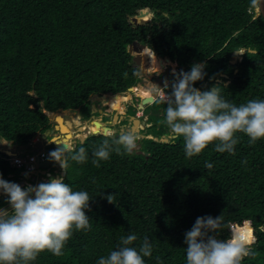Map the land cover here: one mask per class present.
<instances>
[{
    "label": "trees",
    "instance_id": "trees-1",
    "mask_svg": "<svg viewBox=\"0 0 264 264\" xmlns=\"http://www.w3.org/2000/svg\"><path fill=\"white\" fill-rule=\"evenodd\" d=\"M146 9L154 18L135 27L131 19ZM134 41L151 49L142 54L144 67L153 51L165 68L177 63L189 72L193 64H206L197 89L226 85L223 97L237 106L264 100V18L250 0H0V140L29 146L54 128L46 111L79 112L88 120L94 95L125 94L136 87L140 70L128 52ZM250 47L257 54L248 55ZM243 50V60L232 65L234 52ZM174 79L168 81L169 93ZM120 97L128 96L104 101L110 107ZM165 108L156 101L147 109L155 112L150 130L157 138L169 134ZM136 112L130 107L131 115ZM75 121L80 131L94 133ZM96 125L104 133L107 126ZM105 138L93 135L78 144L76 150L84 147L88 158L69 160L64 179L73 190L89 193L91 230L74 231L63 255L45 251L31 264H97L133 233L137 244L145 236L153 244L145 264H157V257L160 264H186L185 233L198 217L221 215L219 239L230 238V229L251 220L256 255L242 264H264V232L259 230L264 226V139L251 144L238 134L234 155L218 153L211 144L188 158L183 138L169 143L146 138L144 154H128L121 146L97 167L92 153ZM206 162L213 168H205ZM22 172L0 151L3 179L17 182ZM108 195H115L112 203ZM6 201L0 199V207Z\"/></svg>",
    "mask_w": 264,
    "mask_h": 264
},
{
    "label": "clouds",
    "instance_id": "clouds-1",
    "mask_svg": "<svg viewBox=\"0 0 264 264\" xmlns=\"http://www.w3.org/2000/svg\"><path fill=\"white\" fill-rule=\"evenodd\" d=\"M262 5L264 0H250V7L257 13H262ZM246 51L248 55L257 54L255 48L250 47ZM206 67V64H193L189 72L173 71L175 79L171 83L170 93L167 91V81L163 88L153 84L156 97L153 104L156 101L166 104L164 122L169 134L162 138L165 141L183 138L184 151L188 158L198 156L211 144H215V151L218 153L234 155L235 146L239 143L238 134L246 135L251 144L264 139V100L253 99L237 106L223 97L222 90L226 85L213 84L210 89H197L195 84L204 80ZM112 96L115 95L108 98ZM145 108L139 109L137 112L140 115L138 113L134 117L140 120L139 116ZM74 113L80 116L81 125L95 119L94 114L85 120L79 112ZM107 114L105 115L108 116ZM103 118L100 119L101 123L110 127L111 123L103 122ZM77 126L80 129L81 126ZM152 126V122H147L146 127L141 125L138 133L130 121L118 134L110 127L111 129L105 132L107 138L92 153L95 158L93 163L98 167L99 162L108 160L113 151L120 153L121 146L126 153L132 154L138 144L146 138L162 142V138L153 134H142ZM87 130L88 138L93 136V133ZM112 137L115 139L110 143L109 138ZM75 141L77 146L81 144L80 138ZM50 143L56 144L57 147L47 152V160L58 164L65 173L69 168V160L84 163L88 158L86 149L82 146L77 151L75 144L55 141ZM243 163L246 164L247 161ZM37 167L31 177L29 174L21 176L25 178L22 186L17 184L18 182L6 181L0 174V193H3L1 196L8 197L7 206L0 207V264H31L45 251L61 256L74 231L91 230L90 217L86 214L91 210L89 205L92 199L89 193L73 190L65 183L63 177H56L59 173L52 177L50 169L40 168L38 164ZM205 168L211 169L213 164L206 162ZM33 176L37 177L35 182L31 181ZM114 197L115 195H108L106 199L112 203ZM223 227L222 215L215 218L198 217L191 230L185 233L186 264H242L245 257L256 255L252 246L257 237L251 220H245L230 229V238L219 239L217 236ZM259 230L264 232V226ZM137 241L138 236L135 233L122 237L116 250L100 257L97 264H145L144 258L152 256L153 244L146 236L138 244ZM156 259L157 264H160V258Z\"/></svg>",
    "mask_w": 264,
    "mask_h": 264
},
{
    "label": "rangeland",
    "instance_id": "rangeland-1",
    "mask_svg": "<svg viewBox=\"0 0 264 264\" xmlns=\"http://www.w3.org/2000/svg\"><path fill=\"white\" fill-rule=\"evenodd\" d=\"M153 18H154V14L152 13L150 15L151 21H152ZM243 55H244V52H242L241 55L239 56V61L243 60V58H242ZM145 58L147 59V64H146L145 67H144V65H142V67L140 68L142 70V74L140 76L141 81L137 84V86L133 89V91L132 92H127L126 94L123 95V96H128V97H126V98H121L120 97L118 100H116L115 102L110 104V105L113 106L112 109L105 103V101H103L102 103L106 104V108H108L107 110H109L110 114L108 113L107 114L108 116L104 117L105 113L108 112L107 110H105L103 112V114H99V115L98 114H96V115L94 114V118H95L94 120H96L97 122H101L100 119L102 117H104L103 118V122H110L111 124H109V126L112 128V130H114L115 132H119V130L124 128V127L123 126H121V127L118 126L117 122L114 123L115 122L114 121V117H115L116 114L118 116L123 115V113H125V111L127 109V105H129L130 107L132 105H135L138 108V106L140 104L136 100V97L137 98L138 97H142L143 99H147V98L152 97L153 84L156 85V86H159V85H161V82L164 81V80H167V78L171 79V77L173 76V71H175L176 73H179L181 70H183L185 72H188V71H186L183 68L181 69L178 66V64L174 63V62H173L174 65L165 68L163 66L158 65L156 60L153 59L151 57V55H147V56H145ZM159 61L161 62V60H159ZM127 101H128V103H127ZM154 101H155V99H154ZM152 104L153 103H147L144 107H146V109H148V107H151ZM148 112L149 113H153V110H150ZM61 114L63 116H61L60 114H59V116H57V115L55 116V117H58L57 123H60L61 127H62V125L65 126V127L70 126V129L72 130V133L66 132V134H65V140H66L67 143H69V139H73V135L77 136L78 139L79 138L81 139V137H82L81 135H83V134H84V136H89L88 130L85 131V132L80 131V129L77 126V123L75 121L76 119L75 120L72 119L73 116H67L64 113H61ZM63 117L66 118V120ZM57 123L56 122H52L54 127H56ZM91 124L94 125L93 123H91ZM137 125H136L135 129L139 133L140 132L139 130H141V129L138 127L139 125L138 126ZM129 126H131V125H128V127ZM148 133L153 134L154 132L152 130H149V129L147 131H143L142 132L143 135H146ZM54 137H56V138L60 137V133L56 132ZM160 141L166 142V143L171 142V141H165L164 138L160 139ZM1 146H3L2 142H0V147ZM39 152H41L40 149H38L36 151H33V153L35 155L39 154ZM37 164L39 165L40 168H46V169H50L51 171H54V169H51V165H53V162H50V160H47L46 162L43 163V162L40 161V157H38Z\"/></svg>",
    "mask_w": 264,
    "mask_h": 264
},
{
    "label": "water",
    "instance_id": "water-1",
    "mask_svg": "<svg viewBox=\"0 0 264 264\" xmlns=\"http://www.w3.org/2000/svg\"><path fill=\"white\" fill-rule=\"evenodd\" d=\"M152 14V12H151V10H149V9H146V10H142L140 13H139V15H137L136 17H133L132 19H131V23L135 26V27H138V26H143V25H146V24H148L149 22H151V19H144L146 16H150ZM262 16H263V18H264V5H262V13H260ZM147 49H149V50H151L147 45H145V44H142L141 42H139V41H134L130 46H129V48H128V52L133 56V62L135 63V65L137 66V67H139V68H141L142 67V60H143V52L145 51V50H147ZM153 51V50H152ZM245 50H243V51H235L234 52V54H233V60L231 61V64L232 65H236L237 63H238V61H239V56L241 55V53L242 52H244ZM154 52V51H153ZM134 53H137V55H134ZM237 54H239V56L237 55ZM167 61H171L169 58H165ZM172 62V61H171ZM224 77H227V76H224ZM227 84H229V83H227ZM158 87H160V88H163L164 87V85L162 86V85H160V86H158ZM129 91H133V89L131 88ZM117 95H119V94H116L115 96H117ZM104 98H108V97H100L99 95H94L93 97H92V102H93V108H94V111H93V113L92 114H95V113H98V111H97V109L99 110V112L100 113H102V108L103 107H97V104L98 103H102L103 102V100H104ZM154 99H156V97L154 96V92H153V96L152 97H150V98H147V99H142V101H141V103H140V105H139V109H141V110H143L145 107V105L147 104V103H153L154 102ZM61 114V113H65V112H57V113H49V112H47L46 111V114L49 116V120L51 121V122H56L57 123V121H56V114ZM119 118L120 117H118V115H115V117H114V120L115 121H118L119 122ZM130 121H133V127L135 128L136 127V125H137V123L139 122L142 126H144V127H146V122L145 121H140L138 118H136V117H132V118H130ZM117 122V123H118ZM108 129H111L110 127H106L105 128V131H104V133H102V134H100V133H93V135H103V136H105V132L108 130ZM56 132H61V130H58V123H57V125H56V127H54L53 129H50V130H48L47 132H45L44 134H42L41 136H43V138L45 139V140H47V139H49L50 137H51V139H50V142H53V141H55V138L56 137H53V135H55L56 134ZM117 134H118V132H116ZM36 137V136H35ZM78 137L76 136H74L73 137V140H72V144H75L74 146L76 147L77 146V142H74L76 139H77ZM88 139V136H82L81 137V141H80V143L81 144H84L85 143V141ZM111 139H115V137H112ZM55 142H57V141H55ZM51 144H54V143H49V145H51ZM56 147H57V145L56 144H54ZM140 149H141V144H138V146H137V148H136V150L134 151V152H137L138 154H144L142 151H140ZM25 175H28V173L27 172H24L23 173V175L22 176H25ZM66 175H67V173H65L63 170L56 176V177H63V179H65V177H66ZM37 180V177L36 176H33V178L31 179V181L32 182H35ZM20 186H22V185H24V181L22 180V181H20L19 183H18ZM3 193H0V199H2V200H6V199H8V197H2L1 195H2Z\"/></svg>",
    "mask_w": 264,
    "mask_h": 264
},
{
    "label": "crops",
    "instance_id": "crops-1",
    "mask_svg": "<svg viewBox=\"0 0 264 264\" xmlns=\"http://www.w3.org/2000/svg\"><path fill=\"white\" fill-rule=\"evenodd\" d=\"M63 112H65L64 114L67 115V116H73L72 119L74 118V120L77 119L79 122L81 121L80 120V116H77L74 112H71V111H63ZM0 142H2V144H3V146L0 147V151L6 153L9 156H19V155L31 154V153H33V151H36L38 149H40L41 152H46L47 153L48 150L46 148H47V146H49L50 140L49 139L45 140L43 138V136L38 135L37 137H35L32 140V143L29 146H24V147L15 146L11 142H7L5 140H0ZM74 142H76V141H74ZM51 167H52L51 169H54V171L51 172L52 177H55L58 173H60L62 171L60 166L58 164L54 163V162H53V165H51ZM22 175H23V173H21V176ZM41 175H42V173H41ZM11 176L12 175H9V178ZM24 179L25 178H21L20 177L17 180V182L19 183L20 181H22ZM6 181L10 182V180H6ZM17 182H14V183H17ZM39 183H40V181L38 182V184Z\"/></svg>",
    "mask_w": 264,
    "mask_h": 264
},
{
    "label": "flooded vegetation",
    "instance_id": "flooded-vegetation-1",
    "mask_svg": "<svg viewBox=\"0 0 264 264\" xmlns=\"http://www.w3.org/2000/svg\"><path fill=\"white\" fill-rule=\"evenodd\" d=\"M140 70V76H141V74H142V70L141 69H139ZM170 79L169 78H167V80H164V81H162L161 82V85L163 86L164 85V82L165 81H169ZM160 86V85H159ZM136 100L139 102V104L141 103V101H142V98L141 97H136ZM91 103H92V113H93V111H94V108H93V102H92V100H91ZM127 103H128V101H127ZM97 107H103L102 108V111L104 112L105 110H107L108 108H106V104H104V103H98L97 104ZM131 107H135V109L138 111L139 110V106H138V108L135 106V105H132ZM97 111H98V115L99 114H103V112L102 113H100L99 112V110L97 109ZM108 111V110H107ZM139 112H136V114H138ZM155 112H154V110H153V113H149L148 111H147V109L145 108V110L144 111H142V114H141V116H139V117H141L140 118V120L141 121H146V123L147 122H151V120H150V115H152V114H154ZM105 114H107V112L105 113ZM106 116V115H105ZM104 116V117H105ZM132 117H134L133 115H131L130 114V106L129 105H127V109H126V111H125V113H123V115H121L120 116V118H119V122H118V126H124L127 122H129L130 121V118H132ZM93 123L94 124H96L97 123V121L96 120H93ZM100 125H103V126H105V124H103V123H101V122H98ZM153 123V122H152ZM96 126V128L98 129V130H100L98 127H97V125H95ZM65 128H68V126L67 127H65V126H63L62 125V130L64 131L65 130ZM101 131V130H100ZM102 132V131H101Z\"/></svg>",
    "mask_w": 264,
    "mask_h": 264
},
{
    "label": "built area",
    "instance_id": "built-area-1",
    "mask_svg": "<svg viewBox=\"0 0 264 264\" xmlns=\"http://www.w3.org/2000/svg\"><path fill=\"white\" fill-rule=\"evenodd\" d=\"M140 115V113H139ZM40 157L41 162H46L48 158V154L45 152H41L39 154H26V155H19L12 158L13 165L18 168L22 169L23 171L29 174H33L37 169V160Z\"/></svg>",
    "mask_w": 264,
    "mask_h": 264
},
{
    "label": "bare ground",
    "instance_id": "bare-ground-1",
    "mask_svg": "<svg viewBox=\"0 0 264 264\" xmlns=\"http://www.w3.org/2000/svg\"><path fill=\"white\" fill-rule=\"evenodd\" d=\"M144 19H150V16H146ZM151 57L153 58V56L151 55ZM154 59V58H153ZM166 60V59H165ZM167 61V60H166ZM177 71V70H176ZM147 74V73H146ZM144 76V75H143ZM137 90V89H136ZM135 91V90H134ZM142 98V97H141ZM110 108L112 109L113 108V106L111 105L110 106ZM60 114V113H59ZM59 114H56L57 116H59ZM61 116H63L62 114H60ZM64 118V117H63ZM57 119H58V117H56V121H57ZM91 123H93V121H91L90 123H87V124H85L86 126L87 125H89V126H91V127H93V129H94V133H101V131L100 130H98L97 128H96V124H94V125H92ZM98 123V122H97ZM114 123H116V121L114 122ZM105 126H107L106 124H105ZM58 130H61V132H60V137H58V138H55V141H57L58 143L59 142H62L61 140H64L65 139V134H66V132H69V133H72V130L70 129V126H68V128H65V130L63 131L62 130V127H61V125H60V123H58ZM63 134V135H62ZM59 136V135H58ZM53 137H54V135H53ZM73 137H74V135H73ZM72 140L73 139H69V143L70 144H72Z\"/></svg>",
    "mask_w": 264,
    "mask_h": 264
}]
</instances>
